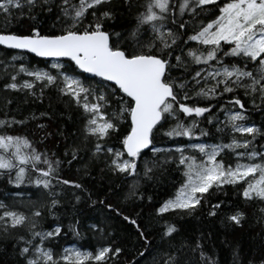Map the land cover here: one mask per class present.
Returning a JSON list of instances; mask_svg holds the SVG:
<instances>
[{
  "label": "snow or ice",
  "instance_id": "obj_1",
  "mask_svg": "<svg viewBox=\"0 0 264 264\" xmlns=\"http://www.w3.org/2000/svg\"><path fill=\"white\" fill-rule=\"evenodd\" d=\"M210 6L216 8L214 16L195 27L193 21ZM121 8L136 12L135 27L124 34L109 27V21L115 19ZM46 13L54 14L61 22L58 30L53 26L45 31L39 26V17ZM186 15L188 19L184 18ZM0 16L5 22V30L0 31V46L57 61L51 65L57 70L55 75L20 64L15 74H9L5 89L27 91L35 96L34 89L39 83L40 96H43L45 87L56 86L62 96L69 97L83 110L86 118L84 138H94L93 156H105V164L113 174L140 175L138 162L146 149L154 154L172 153L173 149L156 146L158 135L191 139L199 128L196 117H204L212 123L205 114H210L213 106H200L201 99H218L225 93L243 89L244 95L252 98L253 105L257 99L264 104V0H143L142 3L140 0H0ZM24 17L33 21L26 31L7 30L12 19ZM187 28H191L194 34L188 36L182 31ZM149 29L151 36L142 40L140 37ZM185 36L188 41L203 46V50L190 48L187 51L186 57L192 63L211 66L215 61L220 65L212 71H195L192 79L201 85L199 90L189 89L187 81L178 82L179 77L172 74L173 68L184 63L181 45L187 43ZM177 51L181 54L176 55ZM224 57L240 59L229 66L225 65ZM62 58L74 62L80 73L99 77L102 84L110 82L104 84L108 91L94 89L86 85L80 75L70 74L65 64L59 62ZM21 74L32 79L20 82ZM209 80L215 81L210 87L207 86ZM7 103L11 104V100ZM113 103L116 104L114 110ZM229 103L239 110H227L225 126L230 125L232 132L245 138L233 137L231 143L224 145L195 144L192 147L198 154L193 155H185L184 147L176 148L179 156L175 160L178 166H182L186 180L175 197L159 207L158 215L177 210L191 213L201 206L210 189H221L224 185H243L241 194L245 201L264 204V151L255 147L257 138L264 139V128L242 123L246 120V108L239 96ZM46 115L41 113V116ZM181 116L193 119L186 125ZM5 117L0 119V130H3L0 131V174L11 176L15 172L12 182L17 187L28 180L47 190L53 194L50 204L53 209L59 204L55 196L57 186L87 191L82 183L61 175L62 161L55 158V153L49 156L36 149L28 137L9 134V129L24 124V120L7 118V114ZM169 121L175 123L164 131ZM123 125L126 130L122 133ZM38 127L43 129L46 126L40 124ZM207 135V131L201 130L200 136ZM113 137L115 142L110 144ZM225 149L236 154L234 165L225 164L223 158L218 159ZM240 149L243 151H237ZM79 151L78 146L73 147L65 155L74 160ZM242 160L248 162L242 163ZM170 162L167 156L162 161H152L153 166L145 161L143 175L149 176L153 167H163ZM91 196L89 192V199ZM132 198L143 199L136 185H132L127 196V199ZM76 200L79 202L80 196H76ZM96 203L122 215L125 221L135 226L139 239L143 241L139 256L150 254L152 242L137 219L123 215L104 199L92 200L93 205ZM221 209V203L213 204L209 215L216 216ZM259 211L264 214V207ZM42 216L40 208L28 215L0 202V235L14 237L21 245L18 254L23 258V264H119L118 258L126 251L115 242L98 248L66 247L55 251L46 242L61 236L64 229L58 225L51 231L38 230ZM226 219L234 225H241L245 213L232 209ZM21 229L24 234H19ZM69 230L79 236V221H75ZM176 232V226L169 224L164 236L172 237ZM202 247L196 245L201 249L200 256L205 264H215L210 257L204 256ZM129 264H136V261H129ZM153 264H185V261L180 249H169L160 260L154 259Z\"/></svg>",
  "mask_w": 264,
  "mask_h": 264
},
{
  "label": "trees",
  "instance_id": "obj_2",
  "mask_svg": "<svg viewBox=\"0 0 264 264\" xmlns=\"http://www.w3.org/2000/svg\"><path fill=\"white\" fill-rule=\"evenodd\" d=\"M140 2L142 3L143 0H140ZM215 13L216 8L210 6L209 10L197 17L196 21H193V24L195 27H199V23L209 21ZM135 15L134 9L127 11L121 8L115 19L109 21L110 29L124 34L127 30L135 27ZM184 18L188 19V16L186 15ZM39 20V26L45 31L51 30L53 26L58 30L61 26V22L54 14L46 13L39 17ZM32 23L33 21L28 20L27 17L19 20L14 18L11 24L8 25L7 30L24 32ZM4 30L5 22L3 17L0 16V31ZM182 31L187 32L188 36L194 34L191 28ZM149 36H151V32L143 34L140 38L144 40ZM184 39L187 41L186 44L181 45L185 54L184 63L173 68L172 74L175 77H179L178 82L187 81L189 89L199 90L201 85H197L192 79L195 71L203 69L211 71L219 68L220 65L215 61L212 62L211 66L192 63L190 58L186 57L187 51L190 48L203 50V46L195 41H188L187 36ZM180 54L177 51L176 55ZM1 56L3 60H0V64L13 63L7 67V71H5V67L4 69L0 68V110L3 109L10 112L7 114V118L15 117L17 120L24 119L27 122L24 127L25 130L22 127L16 130L9 129V134L18 135L26 132L30 134L28 139L33 141L32 135L37 137L41 134L49 135L50 133L53 135V140L49 143V149L54 151L62 147L66 151H70L73 147L78 146L80 148L77 158L74 160L70 155H68L69 159L64 158L65 155L59 154L55 155V158L62 161L60 166L61 175L82 183L87 191L81 192L75 188L61 186V192L58 193L57 189H55L59 204L54 209L50 208V204H46L43 209V216L39 220L41 224L46 223V229L48 230L52 229L54 224L58 222H60L62 228H65L63 220H61L62 217L69 219L73 223L81 220L82 223L79 227L84 237L88 232L93 238L89 236L91 240H87L83 237H75L70 235L65 229L57 241V251L64 246L74 244L83 249L98 248V245L92 243V239H103V242L100 243L101 245L115 242L126 250L118 260L119 264H124L126 258L133 255L139 256V251L143 250V241L139 239L135 226L125 221L122 215H117L105 208L104 205L100 203L92 204V200L104 199L106 203L110 202L115 208H118L123 215L137 219V223L145 229V234L150 237L151 245L154 249V253L150 252V255L146 253L144 257L140 256L148 262L145 264H153L154 259L160 260L169 249H180L184 261L188 259H193L194 261L197 257L200 259L201 249L196 248L197 244L203 246L202 251L204 252V256H209L211 260L215 261V264H264V214L259 211L260 207L255 201L243 200L241 194L243 185H228L221 189H210L209 193L205 194V199L202 201L201 206L191 213L178 210L165 215H157V207L162 204L163 197L169 194V196L171 195L170 199H173L180 186L185 182L183 168L182 166H178L175 160V158H178V155L167 157L171 160L169 164L163 167H153V172L149 176H145L143 175L145 161L149 162V166H153L152 161H162L166 158L162 154H154L151 151H147L143 155L142 160L138 162L137 171L140 175L132 177L123 174H113L105 164L106 159L90 157L88 155V151L93 145L92 140L94 139L85 140L84 138L83 130L86 122L84 112L73 101L60 98L56 86L48 87L47 90L51 92L46 94L40 102L23 97L21 93L24 92L27 95L29 94L27 91L13 92L4 89L5 83L8 82L9 74H13L20 64L28 68H31L30 65H38L41 69H49L51 62L4 47H0ZM13 57H16V59L13 60ZM223 59L225 65L230 66L232 63H238L240 58L224 57ZM61 63L65 64V68L70 74L80 75V78L84 80L86 85L99 91H108V88L104 87V84H108L107 82L102 84L99 78L80 73L71 61ZM51 71L55 72L56 70L51 69ZM28 79L32 78L27 76L19 77L20 82ZM203 83L204 81L202 80ZM213 83L215 81L209 80L207 86L210 87ZM38 87H40L39 83L34 91ZM190 94L193 93L190 92ZM228 94H232L234 97ZM236 96L245 100L243 102L246 108L245 115L247 121L252 116H255L251 119V123L255 127L264 128V104H261L259 99H257L255 105H253L252 98L245 96L243 89H240L234 93H225L218 99H201L199 101L200 106H213L212 112L205 114L212 120V123H208V120L204 117H196L195 119L199 123V128L195 130L193 138L190 139L183 136L169 138L160 134L155 141L156 146L185 148L193 141L207 145L227 144V136L230 130L223 124L221 109H228L232 105L229 101ZM9 100H11V104L7 103ZM112 105L116 108L115 103ZM233 108L235 107L233 106ZM235 109L239 110L238 108ZM41 113H47V115L41 116ZM33 116L37 118L33 119ZM4 118L6 117L0 115V119ZM181 119L188 125L191 123L193 117L181 116ZM174 123L175 121H169L164 131ZM40 124L46 127L41 129L38 127ZM125 130L126 125H123L121 132L123 133ZM201 130L207 131L208 135L200 136ZM160 136H162V140H160ZM197 137L199 138L197 139ZM114 142L115 137H113L112 141H109L110 144ZM261 147L262 145H258L256 149L264 151V146ZM219 158H223L225 163L228 161L225 156ZM67 159L68 161L71 160L70 164ZM86 172L88 174H85ZM6 176L10 178V184H5V181H3V178ZM12 180H14V172L11 176L0 174V200L11 201L9 193L12 188L8 185H12ZM132 185H136L138 192L143 195V199H127ZM89 192L92 193L91 199L88 197ZM76 196H80L79 202H77ZM216 203H221L222 209L218 211L216 216H211L209 215L211 205ZM232 209H239L245 213V219L241 225H234L226 219V216L230 214V210ZM90 221L95 223V228H91L90 225L87 227ZM169 224L175 225L177 228V232L172 237L164 236L166 225ZM97 229H101L102 231H98ZM19 234H24V230H19ZM64 234L67 236L64 237ZM20 247L21 245L16 242L14 237L0 235V264H23V260L19 258L18 254Z\"/></svg>",
  "mask_w": 264,
  "mask_h": 264
},
{
  "label": "bare ground",
  "instance_id": "obj_3",
  "mask_svg": "<svg viewBox=\"0 0 264 264\" xmlns=\"http://www.w3.org/2000/svg\"><path fill=\"white\" fill-rule=\"evenodd\" d=\"M151 32V30L149 29L148 32H145L144 34H149ZM37 58V57H36ZM39 59V58H38ZM0 60H3V57L1 56L0 57ZM42 60V59H40ZM51 62L50 64V68L47 69V68H43L41 69L40 66L38 65H30L31 68L29 69H33V70H40V71H47V72H50L51 74L55 75L57 73V70L55 72H52L51 69H53L51 67L52 63L54 62V60H48ZM69 61V60H68ZM68 61H64V60H61V62H68ZM13 63V62H12ZM12 63H1L0 64V68H7L9 66L12 65ZM74 64V62H72ZM28 68V67H27ZM79 70V69H78ZM16 71V70H15ZM15 71L13 74H15ZM80 71V70H79ZM212 71V70H211ZM20 76H25L23 74H21ZM92 76V75H90ZM98 78V77H97ZM48 87H45L44 88V91H43V96H40V87H38L37 90H35L36 92V95L33 96L31 95L30 93L25 95V93H21L23 95V97H26V99H33V100H37L38 102H40L42 99H44L45 95L46 94H49L51 91L47 90ZM5 89V88H4ZM22 92V91H21ZM59 92V91H58ZM60 98H62L63 100H68V101H72L69 97H66V96H62L60 93ZM229 96L231 97H234L232 96V94H228ZM25 99V100H26ZM244 100V98H242V101ZM245 101V100H244ZM114 105H112V110H114ZM228 109H232L233 111L237 110L235 108H233V105L229 106ZM228 109H225V111H222V115H223V124L225 126V122L227 120V110ZM82 110V109H81ZM3 111V112H2ZM83 111V110H82ZM10 112L7 111V110H0V115L2 116H5V114H9ZM83 113V112H82ZM84 114V113H83ZM85 115V114H84ZM85 117V116H84ZM255 116H252L251 119H253ZM251 119H249L247 121V119L243 122L245 123L247 126H255L253 123H251ZM24 120V119H23ZM25 121V120H24ZM25 124H27V122L25 121L24 124L22 125H16L14 126L13 128H11L12 130H16L18 128H24L25 127ZM123 128V126H122ZM229 130H230V125L228 126ZM25 130V128H24ZM231 133V134H230ZM18 135H21V136H26V137H29L30 134L29 133H26V132H23V133H20ZM233 137L237 138V139H244L243 136H241V134L239 133H234L230 130L228 136H227V141L226 143L229 144L231 143ZM32 139H33V145L36 149H38L39 151L41 152H47L49 156H51L53 153H55V155L59 154V155H65V149L60 147L58 150H52V149H49L50 145L49 143H51V141L53 140V135L50 134V135H47V134H41L40 136H34L32 135ZM94 139V138H93ZM160 140H162V136H160ZM92 142L94 143V140H92ZM200 142L198 141H193L191 143L188 144V146L185 147V155H193V154H198L197 153V150L194 149L192 146L195 145V144H199ZM258 145H262V147L264 146V139H260V138H257V141H256V144H255V147L257 148ZM116 147H119V145H116ZM160 148H163L165 150L167 149H173V152L172 153H161L164 157H169V156H172V155H178L179 156V153H176L175 152V149L178 148V147H174V146H158ZM261 147V148H262ZM263 150H264V147H263ZM68 151V150H67ZM149 151V150H147ZM145 151V152H147ZM239 151H243L242 149H240ZM88 155L90 157H94L93 156V145L91 146V148L89 149L88 151ZM221 156H225L226 160H228L225 164H235L237 162V157H236V154H234V152L230 149H225L222 153H221ZM102 159H107L105 156L101 155L100 156ZM64 158H68V155L64 156ZM219 158V157H218ZM69 159V158H68ZM67 159V161H68ZM242 163H247L248 161L247 160H242L240 161ZM258 162V161H257ZM14 176H15V172H14ZM183 178H184V181L186 180V178L184 177L183 175ZM3 181H5V184L8 183L10 184V178L9 177H4L3 178ZM13 181V180H12ZM130 184V183H129ZM132 184V183H131ZM10 186L12 189L9 193V196L11 197V201H4V200H0V202H4L5 204L9 205L13 210H17V211H21V212H24L25 214H28V215H31V212L34 211L36 208H40L43 212V209H44V206L46 204H51V199H52V195L53 194H50L47 190H44L42 188H38L36 187L33 183H30L28 180L25 181V183L21 184L19 187H17L15 185V183L12 182V185H8ZM225 186H228V185H224L223 187ZM57 192H61V189L62 187L61 186H57ZM55 196H56V193H55ZM171 196V195H170ZM168 195L164 196L163 197V200H162V204H160L158 207H157V215H158V209L159 207H161L163 205L164 202H166L167 200H169L171 197ZM244 200V198H243ZM245 201V200H244ZM257 203V205L262 208L263 207V204L259 201H255ZM178 211V210H177ZM172 212V211H170ZM165 214H169V212L165 213ZM164 214V215H165ZM50 219H54V218H50ZM85 219V218H84ZM63 220V223H64V227L63 228L64 230L66 229L67 232L70 233V235L72 236H75V237H83L85 239H90V238H93V236H90L87 232V235L84 237L83 235V232L80 230V227H79V230H80V235L77 236L75 235L72 231H70V227L74 224L72 221H70L69 219H65L62 217ZM40 222V227L38 230H42V231H51L52 229H54L56 226H61L60 225V222L54 224L53 228L48 230L46 229V223H42L41 224V221L39 220ZM81 220H79V225L81 224ZM90 223V224H89ZM88 224H87V227H89L88 225H90L91 228H94L93 226H95V223L93 221H90ZM42 226V228H41ZM62 227V226H61ZM62 234V233H61ZM64 237L67 236V235H63ZM90 236V238H89ZM102 238V237H101ZM59 237H56L55 239L53 240H50V241H47L46 244L47 246L49 247H52L55 251L56 250V247H57V241H58ZM150 239V237H149ZM91 240V239H90ZM92 243H95L96 245L98 246H101V242H103V239H97V240H94L92 239ZM78 247L80 248L79 246H77L76 244L74 245H70V246H64L62 249H60L59 251H62L64 248L66 247ZM203 250L206 252V250L203 248ZM149 252H153L154 253V249L152 248V245L150 246L149 248ZM204 253V252H203ZM207 253V252H206ZM149 254V253H148ZM150 255V254H149ZM123 255H121L122 257ZM119 257L118 260L121 258ZM209 257V256H207ZM19 258L21 260H23V258L19 255ZM125 261V260H124ZM129 261H136V264H145L147 261H145V259H142L140 256H136V255H133L129 258H126V261L124 264H129ZM148 263V262H147ZM185 264H205L204 262V259L197 257L196 260L193 261V259H188L185 261Z\"/></svg>",
  "mask_w": 264,
  "mask_h": 264
},
{
  "label": "water",
  "instance_id": "obj_4",
  "mask_svg": "<svg viewBox=\"0 0 264 264\" xmlns=\"http://www.w3.org/2000/svg\"><path fill=\"white\" fill-rule=\"evenodd\" d=\"M3 47H4V46H3ZM13 50H14V49H13ZM17 51L26 52V53H28V54L33 55L34 57H37V58L42 59V60H45V61H48V60H54L53 58H43V57H38V56H36L34 53H29V52L24 51V50H17ZM61 60L68 61L67 58H62ZM54 61H55V60H54ZM86 74H87V73H86ZM90 75H91V74H90ZM98 78H99V77H98ZM107 83H110V82H107ZM145 151H147V149H146Z\"/></svg>",
  "mask_w": 264,
  "mask_h": 264
},
{
  "label": "rangeland",
  "instance_id": "obj_5",
  "mask_svg": "<svg viewBox=\"0 0 264 264\" xmlns=\"http://www.w3.org/2000/svg\"><path fill=\"white\" fill-rule=\"evenodd\" d=\"M56 62H57V61H54L53 63H56ZM53 63H52V64H53ZM242 123H243V122H242ZM71 247H73V246H71Z\"/></svg>",
  "mask_w": 264,
  "mask_h": 264
}]
</instances>
